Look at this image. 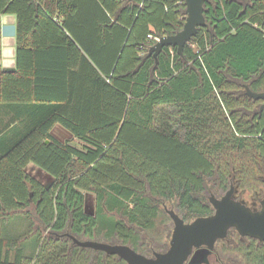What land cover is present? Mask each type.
Segmentation results:
<instances>
[{
	"label": "trees",
	"instance_id": "trees-1",
	"mask_svg": "<svg viewBox=\"0 0 264 264\" xmlns=\"http://www.w3.org/2000/svg\"><path fill=\"white\" fill-rule=\"evenodd\" d=\"M4 14L17 17V53L14 72L0 69V102L45 118L0 156L6 212L29 220L0 235V264H31L28 248L37 264H69L84 250L70 235L136 249L138 227L152 230L166 202L185 220L212 214L210 183L260 208L264 110L246 87L264 92V0H206L208 27L183 55L165 47L157 60V38L184 26L183 0H0V49ZM55 125L78 144L57 140ZM30 162L50 185L25 172ZM254 250L264 264V247ZM101 254L94 264L125 263Z\"/></svg>",
	"mask_w": 264,
	"mask_h": 264
},
{
	"label": "water",
	"instance_id": "water-1",
	"mask_svg": "<svg viewBox=\"0 0 264 264\" xmlns=\"http://www.w3.org/2000/svg\"><path fill=\"white\" fill-rule=\"evenodd\" d=\"M183 1L186 4L184 26L174 34L160 37L150 48L149 54L153 55L156 60L165 47H176L178 53L183 55L185 46L197 35L199 28L208 27L205 17L206 0ZM2 32L4 36H15L16 26H4ZM15 70L16 68H7L4 71L14 72ZM246 88V94L250 98L263 101L260 107V111H263L264 92L253 91L248 86ZM234 192L235 186L232 184L221 198L212 195L210 202L215 212L208 216L198 217L189 223L185 222L174 210H169L168 213L175 223L171 246L164 253H156L155 257H147L128 244H112L91 239L79 240L73 235L70 237L81 247L117 255L128 264H184L194 247L202 245L212 247L218 239L227 237L231 229H235L242 237L264 240V198L261 200L260 208L254 210L237 200ZM192 264H195V261Z\"/></svg>",
	"mask_w": 264,
	"mask_h": 264
},
{
	"label": "crops",
	"instance_id": "crops-1",
	"mask_svg": "<svg viewBox=\"0 0 264 264\" xmlns=\"http://www.w3.org/2000/svg\"><path fill=\"white\" fill-rule=\"evenodd\" d=\"M2 28L4 26H16L17 31V17L14 14H4L1 18ZM2 30V29H1ZM0 49V69L4 71L7 68H16V53L17 41L15 36H4L3 32ZM35 104L25 102H0V156L3 155L10 146L21 139L29 130L36 127L45 118L44 111L39 110ZM53 136L61 141H72L73 135L71 132L61 125H55L52 129ZM77 142L76 139L73 140ZM25 172L31 177L38 180L43 185H50L53 181L48 177L49 183H44L40 178L44 174V169L33 162H30L25 167ZM42 175V176H41ZM86 192V197H87ZM87 201V200H86ZM5 206L0 197V235L12 236L22 232L29 220L22 214H14L13 212H6ZM30 210H34L31 204L28 206ZM89 213H93L87 209ZM37 221V217H33ZM24 231V230H23Z\"/></svg>",
	"mask_w": 264,
	"mask_h": 264
},
{
	"label": "flooded vegetation",
	"instance_id": "flooded-vegetation-1",
	"mask_svg": "<svg viewBox=\"0 0 264 264\" xmlns=\"http://www.w3.org/2000/svg\"><path fill=\"white\" fill-rule=\"evenodd\" d=\"M262 103H263V101H262ZM216 197H218V196H216ZM210 198H209V201H210ZM218 198H221V197H218ZM210 204L212 205L211 202H210ZM212 208H213V213H214L215 209H214L213 205H212ZM177 214L183 218V214H181V213L180 214L177 213ZM205 216H208V215H205ZM198 217H201V216H198ZM198 217H196V218H198ZM196 218H193L191 220H185L184 218L183 219L185 220V222L189 223V222L194 221ZM173 223H174V220H173ZM174 227H175V223H174ZM174 227H173V230L171 233V237L166 240L165 245L162 244L163 246L161 248H158V249L154 244L155 241L154 242L151 241V242H153V244H151V242H147L145 237L143 236V233H142V232H146V231L148 233H150V232L148 230L142 229L141 227H138V232L140 233L141 240L139 241L137 248L136 249L134 248V249L137 252H139V253L147 256V257H150V258L155 257L156 253H164V252L168 251L170 246H171V240H172V236H173V232H174ZM228 235H227V237H228ZM227 237L218 239L212 247H209L208 245H202L200 247H194L192 253L189 255L188 259L184 262V264H192L194 261H195V264H231L229 261V258H231V253L234 251L238 252L239 255L243 256L242 259L244 261V264H256L254 262V260L251 259V257H253V254L255 252V250H254L255 248H257V249L261 248L262 249L264 247V240H260L257 238H232V240H230L231 238H227ZM152 238H154V237H152ZM82 240H87V239H82ZM98 241L107 242L105 240H98ZM116 244H124V243H120V241H119ZM76 245H78V244H76ZM79 247H81V246H79ZM81 248H84V247H81ZM99 252L104 253L105 257L106 256H115L119 260L124 261L125 262L124 264H128L125 260H123L122 258H120L117 255H109L103 251H99Z\"/></svg>",
	"mask_w": 264,
	"mask_h": 264
},
{
	"label": "rangeland",
	"instance_id": "rangeland-1",
	"mask_svg": "<svg viewBox=\"0 0 264 264\" xmlns=\"http://www.w3.org/2000/svg\"><path fill=\"white\" fill-rule=\"evenodd\" d=\"M72 143L78 144L77 142H74V141H72ZM43 172H44L43 175H45V176L41 175L42 178H40V179L44 183H49V182H47L48 181L47 179H48V177L52 178L51 174L45 170ZM228 190L221 191L220 187L217 184L210 183L208 185L207 196H208V198H210L212 195L222 197L223 195L226 194V192ZM237 190L239 191L240 194H242L241 193L242 191L238 188V186H237ZM247 191H249V190H247ZM247 193H249V192H247ZM248 196L249 195L246 193L243 194V198L248 197ZM252 196H254V194H252ZM86 200H87L86 201L87 209L89 211L93 212L95 210V197H94V195L92 193H87ZM261 200L255 199V201H256L255 206L256 207H259V204H261ZM160 208L162 210V213H161L160 217L156 220L155 227L151 231H149L150 233H148L147 231L142 232L143 236L145 237L147 242H151V241L154 242L155 241L154 244L157 247V249L161 248L163 245H165L166 240L171 237V233H172V230L174 227L173 220H172L171 216L169 215L168 210H174L176 213L180 214V212H178L179 210H177L175 208L174 203L166 202V203L160 205ZM116 217L122 218L121 216H117V215H116ZM24 223H25V228L22 229V232H20V233H23L28 228V223H27V226H26V221ZM152 237H154V238H152ZM230 238H231L230 240H232V238H238V237H232L231 236ZM69 239H71V238H69ZM153 242H151V244H153ZM14 253L15 252L12 251V255H14ZM27 254H28V257L32 259L31 264H37L36 263L37 261H35V259L37 257V250L32 249V248H28ZM67 256L69 258V264H77V262L79 264H94L97 261V258L101 257L102 254L98 250H94L92 248H84V250L81 252L80 255L79 254L77 255V253H73V251H72L69 253V255L67 254ZM47 257H48V255H47ZM47 257H45L44 259H46ZM242 257L243 256L239 255L238 252L234 251L231 253V258H229V261L231 264H244ZM116 259H118V258H116ZM38 264H40V263H38Z\"/></svg>",
	"mask_w": 264,
	"mask_h": 264
},
{
	"label": "built area",
	"instance_id": "built-area-1",
	"mask_svg": "<svg viewBox=\"0 0 264 264\" xmlns=\"http://www.w3.org/2000/svg\"><path fill=\"white\" fill-rule=\"evenodd\" d=\"M157 40H159V38H157Z\"/></svg>",
	"mask_w": 264,
	"mask_h": 264
}]
</instances>
